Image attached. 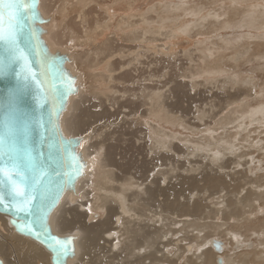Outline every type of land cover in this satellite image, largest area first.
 <instances>
[{"label": "bare ground", "instance_id": "6f19581e", "mask_svg": "<svg viewBox=\"0 0 264 264\" xmlns=\"http://www.w3.org/2000/svg\"><path fill=\"white\" fill-rule=\"evenodd\" d=\"M136 1L38 0L40 40L64 57L61 74L76 89L58 124L85 142L75 147L82 167L51 213V232L75 238L67 264H264L263 176L241 144L254 140L249 127L264 124V102L250 104L247 78H222L251 54L254 35L227 53L231 44L206 34L239 27L229 8L246 3L237 25L263 27L264 1L219 0L223 12L184 0L135 9ZM207 85L217 89L208 98ZM126 142L136 156L117 153ZM0 264L52 263L0 213Z\"/></svg>", "mask_w": 264, "mask_h": 264}, {"label": "snow or ice", "instance_id": "6c2138e0", "mask_svg": "<svg viewBox=\"0 0 264 264\" xmlns=\"http://www.w3.org/2000/svg\"><path fill=\"white\" fill-rule=\"evenodd\" d=\"M38 21L45 22L39 19L38 0H0V42L7 53L5 68L21 64L24 73L23 86H28L29 79L38 85L41 94L37 97V103L42 107L49 100L53 104L60 97L66 100L67 95L76 89L74 82L65 88V78L60 74V69L55 66L54 60L50 59L46 47L41 48L40 36L43 32H37L35 25ZM32 52L38 57L39 73L31 66L29 55ZM20 75L21 73H17V76ZM37 127L43 130V137L47 128L42 116L34 120H20L9 116L5 118L4 135L0 137L4 156L0 165V177H3L0 179V186L5 191L0 193V206L17 216H25L26 219L21 224H17L15 220L13 224L22 233L45 244L53 254L52 264H67V258L75 255V238L67 237L61 240L51 234L49 219L61 199L59 192L64 188H60L53 196L44 183L48 170L43 161H36L29 147L31 135ZM56 133L60 136L58 151L63 157H71L73 162L77 161L79 157L75 154V147L78 144L82 148L85 142H74L64 137L58 123ZM65 163L66 161H62L61 166ZM55 174L68 178L64 181L65 187L69 181L74 184L75 177L68 171H56Z\"/></svg>", "mask_w": 264, "mask_h": 264}, {"label": "water", "instance_id": "95a60500", "mask_svg": "<svg viewBox=\"0 0 264 264\" xmlns=\"http://www.w3.org/2000/svg\"><path fill=\"white\" fill-rule=\"evenodd\" d=\"M37 23H39V21ZM36 29L39 33V29L37 27ZM25 31L27 32V26ZM41 48H45L42 43ZM49 55L50 59L54 60L55 66L60 69L61 74V71L63 70L64 57L59 55ZM6 56L7 53L5 52L4 45L2 42H0V137H3L4 135L6 116L16 117L20 120H34L36 117L42 116L46 123L47 131L44 132L42 137L41 132L43 130L37 127L31 135L29 147L31 148L36 161L38 163L43 161L44 167H46L48 170V176L44 181L45 185H47L51 190V194L53 196H55L58 190L63 187L64 190L59 192L61 196V194L65 190L72 189L74 187L75 182L79 177V175H77V172L80 173L81 169L79 160L73 162L71 160V157H63L58 151L60 136L56 133V125L58 123L59 114L63 110L64 104L72 92L67 95L66 100L64 99V97H60L56 100L55 104H53V102L49 100L45 102L42 107L39 106L37 103V97L41 93L38 85L29 79L28 86L24 87V73L21 70V64L17 63L13 68L6 69ZM29 59L31 61L32 68L36 70L37 73H39L40 65L38 63V57L36 56L35 52L30 53ZM17 73H21V75L17 76ZM38 78L40 77L38 76ZM68 86H70L69 80L65 78V88H67ZM2 147L3 146L0 145V165H2V162L4 160ZM62 161H66L63 166H61ZM73 164H75V167H73ZM56 171H60L61 173H63L64 171H68L73 177H75L74 184L69 181V183L65 187L64 181L68 178L62 175H56ZM0 179H3V177H0ZM4 191V188L0 186V193H3ZM0 213L9 216V223L14 226L18 234L35 240L36 242L40 243L48 252H50L46 248L44 243H42L40 240H36L33 236L22 233L13 224L14 220L17 224H21L26 219L23 214L17 216L15 213L9 211L3 206H0ZM51 234L60 238L61 240L65 239L53 234L52 232ZM213 246L215 247V250H220L219 242H214ZM50 254L52 263L53 254L51 252Z\"/></svg>", "mask_w": 264, "mask_h": 264}, {"label": "rangeland", "instance_id": "374dc122", "mask_svg": "<svg viewBox=\"0 0 264 264\" xmlns=\"http://www.w3.org/2000/svg\"><path fill=\"white\" fill-rule=\"evenodd\" d=\"M159 0H137L136 2L138 3L137 8L135 9H146L147 6L152 5L153 3H156ZM178 1V0H176ZM188 5L193 6L195 9H202L204 12L206 11H218V12H223V10H228L227 7V1H216V0H184ZM264 1V0H262ZM98 2L102 5H111L110 0H98ZM54 3V1L52 2ZM247 3L243 5V8L239 9L240 11L243 10V12L245 10H247L246 7ZM233 7L231 6L229 8L230 12H229V16L231 21H234V25L235 26H239V27H235L232 29L231 26H227V28L225 29H220L217 32L213 33L211 32V30L206 31V34H208V37L212 38V40H218L221 38V40L227 41L230 45L229 50H227V53H229L232 48H234L235 46H238L239 44L244 42V38L246 36H253L254 35V42L256 46H253V50L251 52V54L245 58L243 61H241L240 63L237 64V66H233L232 69L228 70L225 76L223 77H233L234 75L239 77V78H247L248 80H250L252 82V85H254V87L251 89L252 92H250L251 94V101L250 104L255 105L257 102H264V26L263 27H254V28H246V27H242L240 25H237V23L239 21H241V17L239 19H235L236 14H238L237 12H233ZM124 10H121V12H123ZM192 20V18H188V20ZM233 24V23H232ZM109 35V34H108ZM245 35V36H244ZM259 36V37H258ZM206 39L207 40V35L203 34L201 36H199L198 40H202V39ZM237 39V40H236ZM240 41H239V40ZM183 41V42H182ZM251 41H253L251 39ZM236 42V43H235ZM186 41L184 39H182L181 41H177V46L178 48H182L185 46ZM258 45V47H257ZM205 46V45H204ZM203 45L199 46H195L198 49L202 50L204 48ZM255 47V49H254ZM260 47V48H259ZM147 60H143V65L141 67H143V73L145 72V68L147 67ZM179 65H181V62H178ZM146 65V67H145ZM162 66V67H161ZM175 65L173 64H168V70H176L175 69ZM163 68V64L158 63L157 62V67H156V71H161V69ZM178 69V67H177ZM233 75V76H232ZM205 77V76H204ZM221 79V77H218ZM162 86V84L160 85ZM204 90H207L204 93V97L208 98L210 95H212L211 93L217 92L216 88H213L212 85H207L205 87ZM230 93L233 92V90L229 91ZM261 94V95H260ZM200 98V97H199ZM198 96L196 97L197 100H199ZM209 102V100H207ZM207 106V105H206ZM255 107V106H254ZM223 114V113H222ZM261 119V118H260ZM263 125V126H262ZM235 125L231 126V132L235 131L234 128ZM253 126V127H252ZM251 127H249L252 132H251V138H253V141H249L248 143H241L243 146H245L244 148V152L246 153H250V156L253 157L256 161L254 167L259 168V170L255 173L256 175H261L263 176V180L262 183H264V124L263 123H255L253 124ZM263 127V128H262ZM179 132H181L180 130H178ZM145 135V133L142 135V137ZM238 136V135H237ZM261 140V141H259ZM178 143V141H176ZM180 143V142H179ZM251 143V144H250ZM121 148L117 149V153H123L125 152L124 150H126L128 157H132V156H136L137 152L136 149L131 147L127 142L124 144H120L119 145ZM247 146H250L247 148ZM145 154V152H143L141 155L138 156V159L141 158L142 156V161H144L143 159V155ZM248 156V158L250 157ZM119 158V156L117 157ZM252 158V159H253ZM148 161V160H147ZM165 160H162L161 163H164ZM152 164V163H151ZM151 164L148 166L149 168L151 167ZM261 204V203H260ZM259 238L256 236L252 237L251 242H253L254 244L258 243ZM225 240H223L224 242Z\"/></svg>", "mask_w": 264, "mask_h": 264}]
</instances>
